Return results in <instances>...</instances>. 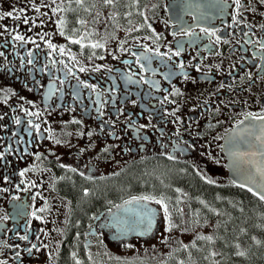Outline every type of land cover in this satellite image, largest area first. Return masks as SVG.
Segmentation results:
<instances>
[{"label": "flooded vegetation", "instance_id": "af4514ba", "mask_svg": "<svg viewBox=\"0 0 264 264\" xmlns=\"http://www.w3.org/2000/svg\"><path fill=\"white\" fill-rule=\"evenodd\" d=\"M13 14L0 19V261L264 264V200L230 180L223 152L264 116V0H29ZM149 210L151 230L123 234Z\"/></svg>", "mask_w": 264, "mask_h": 264}, {"label": "water", "instance_id": "95a60500", "mask_svg": "<svg viewBox=\"0 0 264 264\" xmlns=\"http://www.w3.org/2000/svg\"><path fill=\"white\" fill-rule=\"evenodd\" d=\"M231 181L261 198L264 195V120L245 118L223 140Z\"/></svg>", "mask_w": 264, "mask_h": 264}, {"label": "snow or ice", "instance_id": "6c2138e0", "mask_svg": "<svg viewBox=\"0 0 264 264\" xmlns=\"http://www.w3.org/2000/svg\"><path fill=\"white\" fill-rule=\"evenodd\" d=\"M106 2L111 3V0H106ZM234 2H235V4H236L237 6H239L241 0H234ZM36 10L39 11L38 8H37ZM12 15H13L12 12H7V13L4 14V16H12ZM4 16H0V19H3ZM17 19H19V17H17ZM24 23L27 24V23H28V20L25 19V20H24ZM201 31L204 32L205 35L210 36V37L216 35V32H215V31H212V30H210V29H208V28H201ZM181 34H186V35H189V36L193 35V33H192L191 31H186V32H183V33H181ZM13 38H14L15 40H18V41H24V40H25V38H24L23 36H21V35H16V36H14ZM157 38H159V37H157ZM219 39H220V38L217 37V42H219ZM32 42L35 43V41H32ZM71 42H72V43H79V41H76V40H73V41H71ZM225 43H227V41H225ZM48 46H49L50 48L53 47L51 44H49ZM99 46H100V45H98V44H93V45H92V47H94V48H95V47H99ZM60 51H61V53H63L64 50L61 49ZM261 51H264V45L261 46ZM156 54H157V55H160L159 52H157ZM180 54H181L180 51H176V52H173V53L171 54V56H179ZM3 55H4V54H3L2 52H0V56H3ZM28 55H29V57H31L32 53L29 52ZM171 56H169V59H171ZM138 59H149V58H148V57H138ZM28 63L31 64V63H32V60L29 59V60H28ZM179 67L181 68V70H183V68H184V64L181 63V64L179 65ZM83 70H84V69H81V71H83ZM97 70H98V69H97ZM197 70H199V69H197ZM187 78H188V77H187V74H185V79H187ZM128 79H129V81H131V78H130V77H128ZM61 83H63V81H62ZM82 83H83V82H82ZM153 86H154V87H158V84H153ZM84 87H92V86H89V85L85 84ZM93 90H95V89L93 88ZM173 94H179V91L176 90V91H174ZM165 100H167V97H164V100H162L161 103H164ZM101 107H102V106H101ZM28 114H29V115H37V116L39 115V113H28ZM102 114H103V113H101V115H102ZM170 115H175V112L170 113ZM0 119H3V117H0ZM253 119L264 120V116H256V117H253ZM16 123H17V124L20 123L19 119L16 120ZM30 123H31V122H30ZM35 127L37 128V130L39 129V125H35ZM145 127H147V125H140V128H145ZM89 135H91V133H89ZM169 158L172 159L173 157H169ZM23 174H24L23 172L20 173V175H23ZM249 191H252V189L249 188ZM254 194H255V193H254ZM140 199L148 200V199H150V197H141ZM261 199H264V195L261 196ZM156 202L162 204V201L157 200ZM162 206H163L164 209H165V218L168 219L169 217H168L167 206H166V205H162ZM41 211H43V209H41ZM4 219H7V217H4ZM152 224H153V213L151 212V210H149V211H147V212L144 214V216H142L138 221H133V222H131V224L129 225V228L126 229V230L123 232V234H127V231H129V230H131V231H136V230H138V228H139L140 225H144V231H143V232H139L138 234H140V235L146 234L147 231L151 230ZM202 238H203V239H211V237H202ZM20 239H22V240H26V239H27V236H22V237H20ZM32 247L34 248V247H36V246L33 245ZM28 251L31 252V249H28ZM240 254L243 255V253H240ZM18 255H19V253H17V256H18ZM0 264H6V262H4V261H0Z\"/></svg>", "mask_w": 264, "mask_h": 264}, {"label": "rangeland", "instance_id": "374dc122", "mask_svg": "<svg viewBox=\"0 0 264 264\" xmlns=\"http://www.w3.org/2000/svg\"><path fill=\"white\" fill-rule=\"evenodd\" d=\"M37 1H41V0H37ZM26 3L28 4L29 0H0V13L1 12L7 13L6 11H9V10H11L12 13H14L16 10L21 8L23 4H26ZM33 3L37 4L36 1ZM12 17H16V16H10L9 18L12 19ZM252 212L256 215L257 213H259V210L256 208ZM258 226H260V224H258ZM235 230L236 228H234V232H236Z\"/></svg>", "mask_w": 264, "mask_h": 264}, {"label": "bare ground", "instance_id": "6f19581e", "mask_svg": "<svg viewBox=\"0 0 264 264\" xmlns=\"http://www.w3.org/2000/svg\"><path fill=\"white\" fill-rule=\"evenodd\" d=\"M101 1V0H100ZM125 1V0H124ZM139 1V0H138ZM143 1V0H142ZM147 1V0H146ZM140 3V2H139ZM144 3V2H143ZM104 4V3H103ZM126 4V3H125ZM129 5V4H128ZM134 5V4H133ZM142 5V4H141ZM107 6V5H106ZM112 6V5H111ZM136 7V6H135ZM113 9V8H112ZM104 10V8H103ZM108 10V9H107ZM128 10V9H127ZM136 10V9H135ZM119 11V10H118ZM152 11V10H151ZM112 13V12H111ZM119 13V12H118ZM126 15V14H125Z\"/></svg>", "mask_w": 264, "mask_h": 264}]
</instances>
